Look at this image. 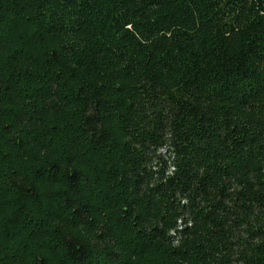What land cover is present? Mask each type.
<instances>
[{
  "label": "trees",
  "instance_id": "trees-1",
  "mask_svg": "<svg viewBox=\"0 0 264 264\" xmlns=\"http://www.w3.org/2000/svg\"><path fill=\"white\" fill-rule=\"evenodd\" d=\"M264 264V0H0V264Z\"/></svg>",
  "mask_w": 264,
  "mask_h": 264
},
{
  "label": "rangeland",
  "instance_id": "rangeland-1",
  "mask_svg": "<svg viewBox=\"0 0 264 264\" xmlns=\"http://www.w3.org/2000/svg\"><path fill=\"white\" fill-rule=\"evenodd\" d=\"M159 261L158 260H155L154 264H157Z\"/></svg>",
  "mask_w": 264,
  "mask_h": 264
}]
</instances>
